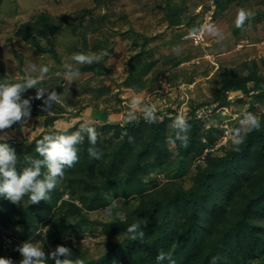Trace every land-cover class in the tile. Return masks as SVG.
I'll return each instance as SVG.
<instances>
[{
	"label": "rangeland",
	"instance_id": "obj_1",
	"mask_svg": "<svg viewBox=\"0 0 264 264\" xmlns=\"http://www.w3.org/2000/svg\"><path fill=\"white\" fill-rule=\"evenodd\" d=\"M207 1L0 0V79L7 77L11 82L21 81L28 75L29 62L37 68L46 66L51 78L38 86L60 94L57 102L64 108V113L51 127L44 126L43 115H31L25 125H20L19 131L12 126L0 133V137H7L0 139V143L6 142L19 155L42 131L53 129L57 134H70L87 124L99 133L103 151L117 140L112 132L102 134L103 125L145 120L142 108L151 104L155 106V122L163 124L169 136L174 134L175 118L182 115L187 120L192 113V117L205 128L214 126L220 130L211 147L215 154H222L221 148L231 140V130L240 127L244 115L252 113L258 117L264 111V96L258 91L252 92V82L245 86L248 92L242 89L229 92L224 104H219L215 98L221 82L218 74L221 68L237 69L254 61L260 68L259 74L264 75V0H213L217 8L216 25L207 31L206 44H195L189 35L193 31L189 25L197 23L200 15L195 11L203 8ZM241 8L251 11L254 16L245 22L243 28H237L235 20ZM42 14L48 17L43 19ZM179 15L182 17L180 24L170 25L168 17ZM34 22L38 23L33 26L32 34L40 47H34L20 37L24 26ZM50 27H53L51 32ZM43 30L49 34L42 36L40 31ZM176 46L180 47L179 55L173 51ZM42 47L51 49L54 55L44 52ZM104 50L109 55L97 63L103 67V74L97 73L100 69H90L93 64L75 65L71 59L76 52L99 53ZM134 57L143 65H153L142 81L136 83L139 85L136 89L125 84ZM65 64H74L81 72L71 85L62 77L53 75L63 71ZM242 72L245 74L246 70ZM25 95L35 96L36 90H27ZM129 112L134 113V119L129 118ZM174 148L175 145L169 144L171 151ZM202 164L196 155L181 158L172 154L165 165L152 164L147 169L141 179L142 192L150 190V177L157 178V186L172 180L188 189L197 166ZM74 166L65 168L63 179L57 183L60 196L55 207L49 216L38 221L28 241L37 242L45 252L58 245L66 247L70 245L67 241H71L86 256L98 259L111 245L127 236L113 224L127 219V214L136 209L140 195L129 194L126 190L122 192L120 181H116L114 186L100 192L102 200L91 203L92 188L101 178L98 174L92 175L90 166L78 170ZM71 188L76 194L70 193ZM82 195L90 196L86 203L92 207L84 205ZM50 197L53 198L51 192ZM113 200H117L118 205L112 208V215L107 216L104 209L111 206ZM24 203L25 197L17 205L23 206ZM68 203L80 209L79 219L73 218L74 210ZM63 216L68 217L69 222L61 232H55L54 227ZM43 228L49 229L46 236ZM1 231L6 235L4 241L10 239L1 245L3 258H11L14 264H19L22 257L11 247L14 244L18 248L21 241L13 231L3 228ZM58 233L60 236L56 238ZM112 264H116L115 260Z\"/></svg>",
	"mask_w": 264,
	"mask_h": 264
},
{
	"label": "trees",
	"instance_id": "obj_2",
	"mask_svg": "<svg viewBox=\"0 0 264 264\" xmlns=\"http://www.w3.org/2000/svg\"><path fill=\"white\" fill-rule=\"evenodd\" d=\"M180 16L168 17L169 24L179 25L182 18ZM40 17L44 19L48 16L42 14ZM199 17L196 24L189 25L193 31L200 26L201 15ZM37 23L26 24L20 35L34 47H40L37 38L32 34L35 30L33 26ZM52 28L50 27L49 32ZM49 32L40 31L42 36H47ZM41 49L54 55L51 49ZM131 62L125 84L126 87L136 89L139 86L136 83L142 81L153 65H143L135 57ZM93 66L89 68L100 69L97 73L103 74L102 66L97 63ZM243 70H246L245 74ZM259 72L260 68L254 61L244 63L237 69L221 68L218 72L221 82L216 100L219 104H224L229 92L237 89L248 92L245 87L248 82H252V92L258 91L264 96V75ZM29 97L23 94V98ZM32 97L31 115H43L46 128L51 127L64 113L61 103L55 102L45 111L42 107L43 101ZM192 115L193 113L190 114L191 118L187 119L190 126L187 133L188 146L181 147L177 141L173 151L169 149L167 141L169 137L174 138L176 129L174 128V134L169 136L163 124L145 120L124 125H103L102 134L112 132L117 140L103 151L99 139L97 140L95 147L102 153L100 159L89 155L88 139L78 145L79 159L74 169L90 166L92 175L98 174L101 178L98 185L92 188L94 194L90 202L102 200L100 192L108 190L116 181H120L122 192L126 190L129 194H139L140 197L136 209L127 214V219L116 221L113 226L127 233V228L137 220L146 218L148 223L146 227L141 224L145 233L143 241H132L127 234L122 241L111 245L106 254L98 259L89 258L71 241H67L70 245L66 247L72 250L73 259L79 257L85 264H112L113 260L116 264H156L157 253L164 251L171 254L176 264H211L214 256L219 257L216 264H264V111L258 116L260 128L250 130L244 142L238 146L234 145L232 140L228 141L227 145L221 148L222 154H215L214 148L211 147L217 141L220 130L214 126L205 128ZM13 126L17 131L20 130L19 124ZM50 133L57 134L55 130L48 129L26 144L25 152L17 155L20 157L18 171L24 166L25 155L42 159L35 152V147L44 135ZM205 149L213 150L207 151L203 164L197 166L192 185L188 189L172 180L157 186V178L150 177V190L142 192V176L152 164L163 166L171 159L172 154L187 158L191 154L201 155ZM46 171V168L42 169V172ZM70 183L71 181L68 186ZM59 186L56 185L51 191L53 198L37 204H30L28 196H25L24 205L18 206L0 196V257H4L1 245L5 243L6 238L1 228L13 231L18 241H21L18 244L28 241L38 226V221L49 216L55 207L54 203L60 196ZM75 192L70 189V193L76 194ZM81 197L84 205L92 207L86 203L90 196ZM68 206L74 210L73 218L79 219L80 209L70 203ZM258 219L259 222L256 221ZM68 220V217L63 216L54 231L61 232ZM59 236L58 233L56 238ZM11 248L12 251L17 249L14 244ZM48 252L50 251L46 253ZM47 264L53 262L48 261ZM163 264H168V261Z\"/></svg>",
	"mask_w": 264,
	"mask_h": 264
},
{
	"label": "clouds",
	"instance_id": "obj_3",
	"mask_svg": "<svg viewBox=\"0 0 264 264\" xmlns=\"http://www.w3.org/2000/svg\"><path fill=\"white\" fill-rule=\"evenodd\" d=\"M253 16L254 13L251 11L243 8L239 9L235 20L236 27L243 28L245 22ZM173 51L179 55L180 47L176 46ZM108 55L109 53L106 50L99 53L80 51L73 53L71 59L75 62V65H91L99 63ZM27 70L28 75L19 82H11L7 77L0 79V133L10 129L14 124L25 125L27 120L31 118V100L33 97L23 98V94L27 90H36L34 99H43L45 111L60 99V94H57L55 90L38 86L45 79L51 78L48 67L41 66L37 68L34 63L29 62ZM37 72L38 75H33ZM53 75L58 78L62 77L71 85L75 79L80 77L81 72L74 64H65L63 65V71H57ZM45 94L46 99H44ZM142 112L146 121L150 123L156 121L154 105L145 104ZM128 115L129 118H135L133 112H129ZM172 127L176 129V133L174 138L169 137L167 142L175 145L179 141L181 147H187L189 142L187 133L190 126L186 118L178 115ZM259 128V117L252 113H246L243 119L240 120V127L230 132L232 143L236 146L242 144L250 130ZM85 135L90 144L88 148L89 155L95 159H100L102 153L95 147L99 133L95 127L82 124L78 130L70 134L50 133L44 135L35 147V152L42 159L28 154L25 155L24 166L21 171H18L17 168L20 157L16 155L15 150L6 142L0 143V196L13 204L20 203L25 196H28L30 204L48 200L49 193L63 179L65 168H70L78 162V145L84 142ZM6 138V136L0 137V139ZM129 139L131 140V138ZM43 168H46L47 171L42 172ZM117 205L118 201L113 200L112 205L104 209L105 215L111 216L112 208L117 207ZM147 223L146 218L132 223L126 230L128 238L132 241H143L145 233L141 229V224L146 227ZM48 230V228H43L45 236ZM16 251L22 257L19 264H47L48 261H52L53 264H85V261L79 257L73 259L72 250L63 245H58L55 249L46 253L43 246L37 242L25 241L18 246ZM218 259V256H214L211 264H216ZM155 260L156 264H163L164 261H168V264H176L171 254L164 251L158 252ZM0 264H14V261L11 258L0 257Z\"/></svg>",
	"mask_w": 264,
	"mask_h": 264
},
{
	"label": "built area",
	"instance_id": "obj_4",
	"mask_svg": "<svg viewBox=\"0 0 264 264\" xmlns=\"http://www.w3.org/2000/svg\"><path fill=\"white\" fill-rule=\"evenodd\" d=\"M195 14L201 15V23L197 30L190 32V38L195 44H206L208 41L206 39V33L213 28L217 22L216 5L214 1L208 0L203 8L199 7L196 9ZM245 43H248L247 40ZM208 150L213 149H205L203 154L197 156L199 162L204 161V156ZM9 241L10 239H8V241L6 240L4 244Z\"/></svg>",
	"mask_w": 264,
	"mask_h": 264
}]
</instances>
